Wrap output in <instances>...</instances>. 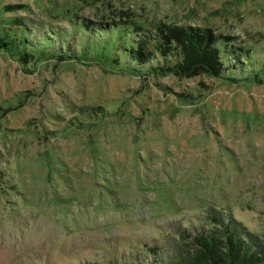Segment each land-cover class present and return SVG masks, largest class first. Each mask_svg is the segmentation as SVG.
Here are the masks:
<instances>
[{
  "label": "rangeland",
  "instance_id": "rangeland-1",
  "mask_svg": "<svg viewBox=\"0 0 264 264\" xmlns=\"http://www.w3.org/2000/svg\"><path fill=\"white\" fill-rule=\"evenodd\" d=\"M118 20L230 37L224 75L134 74L100 35ZM0 35L17 37L0 48V264H154L148 246L169 257L222 223L264 236V0H0Z\"/></svg>",
  "mask_w": 264,
  "mask_h": 264
},
{
  "label": "trees",
  "instance_id": "trees-1",
  "mask_svg": "<svg viewBox=\"0 0 264 264\" xmlns=\"http://www.w3.org/2000/svg\"><path fill=\"white\" fill-rule=\"evenodd\" d=\"M83 26L81 29L88 24ZM110 29L99 30L100 35L107 33L109 38H115L118 42L122 55L112 60L119 64L120 58L127 56L131 66H134V74L146 66V73L154 76L175 74L190 78L204 74L220 78L224 75L222 53L229 55L230 51H225V45L221 43L230 37L214 35L209 29L201 27L177 24L159 25L154 31H148L134 22L123 20L114 22ZM112 31H116V34H112ZM16 39L0 35V48H10ZM152 61L156 63L153 65ZM214 221L222 223L218 219ZM181 237V244L173 248V254L169 257H164L155 246H148V253L155 256L154 264H264V236L254 232L244 234L222 223V228L215 232L195 236L188 233Z\"/></svg>",
  "mask_w": 264,
  "mask_h": 264
}]
</instances>
